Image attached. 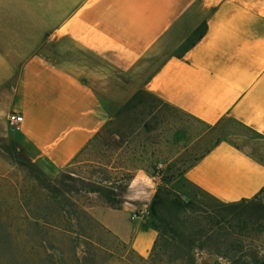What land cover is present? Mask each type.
Listing matches in <instances>:
<instances>
[{
  "label": "crops",
  "instance_id": "0c3cea01",
  "mask_svg": "<svg viewBox=\"0 0 264 264\" xmlns=\"http://www.w3.org/2000/svg\"><path fill=\"white\" fill-rule=\"evenodd\" d=\"M203 21V37L182 58L154 62L168 34L178 31L179 44ZM5 74L6 110L22 115L17 138L50 169L72 163L139 88L208 128L231 118L263 136L264 0H0L3 90ZM181 178L232 203L264 187V162L221 139ZM150 201L131 214L139 256L156 239Z\"/></svg>",
  "mask_w": 264,
  "mask_h": 264
},
{
  "label": "rangeland",
  "instance_id": "374dc122",
  "mask_svg": "<svg viewBox=\"0 0 264 264\" xmlns=\"http://www.w3.org/2000/svg\"><path fill=\"white\" fill-rule=\"evenodd\" d=\"M177 32L174 30L159 44L154 62L159 63L163 55L167 58L181 52L188 37L178 44ZM7 77L5 74L6 89H0V231H8L12 243L9 247L0 240V264H170L161 252L139 256L132 249L137 224L131 214L142 213L139 207L123 205L126 188L118 189L119 209L110 208L85 190L96 182H111L117 187L125 183L123 169L132 177L134 171L143 168L159 177L157 187L208 208L217 202L179 175L212 144L229 140L264 162V135L248 131L231 118L208 128L186 114L169 111L163 122L153 124L149 118L131 113L113 116L116 108L109 117L111 121L83 153L66 167L50 169L27 155L16 130L6 124L4 97L11 90ZM145 121H150L151 127L143 126ZM59 200L65 207L62 212ZM72 203L78 209L72 221L77 219V229L83 236L65 231L63 218H59L61 226L33 223L32 216L37 213L65 216ZM191 209L189 206L178 214L181 221L190 216ZM147 215L151 220L148 209ZM244 244L248 257L264 261V225L256 240L245 239ZM195 258L196 264H234V259L206 252H198Z\"/></svg>",
  "mask_w": 264,
  "mask_h": 264
},
{
  "label": "trees",
  "instance_id": "16d2710c",
  "mask_svg": "<svg viewBox=\"0 0 264 264\" xmlns=\"http://www.w3.org/2000/svg\"><path fill=\"white\" fill-rule=\"evenodd\" d=\"M205 30L206 21H203L191 32L183 43L181 52L175 57L182 58L185 52L203 37ZM169 111L185 114L150 93L147 89L139 88L125 103L117 107L113 116L131 113L135 117H142V119L149 118L153 124H156L163 122L167 117L166 112ZM150 121H145L143 126L151 127ZM100 133L101 131L90 140L74 159L83 153L99 137ZM184 171L179 176H182ZM123 176L125 183L117 187L113 186L111 182L107 184L96 182L91 184L85 192L102 199L110 208L119 209L118 189H125L131 178V175L124 169ZM216 202L217 205L214 207H200L193 204L192 201H183L180 194L172 193L169 189L158 186L155 197L151 199L148 206L151 216L150 226L156 231V239L150 250V256H155L158 252H161L166 255L170 264H196L195 256L198 252H206L217 257L234 259V264H264V261L258 257H248L243 251L244 240H256L263 230L264 187L249 199L232 203ZM57 205L59 211H64L65 207L61 200L57 202ZM71 205L72 208L64 212L65 216L61 214L51 216L47 212L37 213L32 216L33 223L36 225L41 223L42 225L61 226L62 223H60L59 218H63L64 227L62 228L65 231L83 236L77 229L79 224L77 219L76 222L72 221V215H75L78 209L74 203ZM189 206L192 208L189 211L190 216L187 215L186 219L181 221L178 214L182 210H187ZM74 218L76 217L74 216ZM0 240L3 241L2 245L7 244L9 247L12 243L8 231H0Z\"/></svg>",
  "mask_w": 264,
  "mask_h": 264
},
{
  "label": "clouds",
  "instance_id": "9594fccd",
  "mask_svg": "<svg viewBox=\"0 0 264 264\" xmlns=\"http://www.w3.org/2000/svg\"><path fill=\"white\" fill-rule=\"evenodd\" d=\"M126 192L123 193L124 203L135 206L142 200L150 201L155 197L157 184L155 177L150 176L143 168L136 171L135 176L127 182Z\"/></svg>",
  "mask_w": 264,
  "mask_h": 264
},
{
  "label": "built area",
  "instance_id": "2783aa9c",
  "mask_svg": "<svg viewBox=\"0 0 264 264\" xmlns=\"http://www.w3.org/2000/svg\"><path fill=\"white\" fill-rule=\"evenodd\" d=\"M21 122H22V115L20 113L10 112L7 115L6 124L9 128L13 130H17ZM160 167H161L160 164H158L157 168H160Z\"/></svg>",
  "mask_w": 264,
  "mask_h": 264
},
{
  "label": "water",
  "instance_id": "95a60500",
  "mask_svg": "<svg viewBox=\"0 0 264 264\" xmlns=\"http://www.w3.org/2000/svg\"><path fill=\"white\" fill-rule=\"evenodd\" d=\"M257 264H259V263H257Z\"/></svg>",
  "mask_w": 264,
  "mask_h": 264
}]
</instances>
